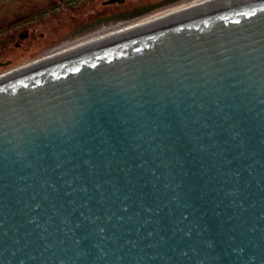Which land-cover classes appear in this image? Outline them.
Masks as SVG:
<instances>
[{"label": "water", "instance_id": "1", "mask_svg": "<svg viewBox=\"0 0 264 264\" xmlns=\"http://www.w3.org/2000/svg\"><path fill=\"white\" fill-rule=\"evenodd\" d=\"M0 264H264V0L0 85Z\"/></svg>", "mask_w": 264, "mask_h": 264}, {"label": "flooded vegetation", "instance_id": "2", "mask_svg": "<svg viewBox=\"0 0 264 264\" xmlns=\"http://www.w3.org/2000/svg\"><path fill=\"white\" fill-rule=\"evenodd\" d=\"M26 1L30 3L33 2L32 0ZM151 1L156 4L150 5ZM181 1L183 0H37L30 4L32 6L30 10H25L23 0H11L9 1L11 4L22 6L25 12L20 10L18 13H12L10 16L14 17L9 16L5 18L4 20H6V23L1 24L0 22V51L4 52L8 49L7 51L12 53L11 55L9 54L10 56H8L6 60L2 61L0 58V73L5 71L7 67L24 61L25 58L22 57L33 54L34 51L32 49L42 48V44L39 45L40 41H42L41 38L45 41L51 39L52 36L50 35L52 32L58 31L60 25L72 21L70 16L73 14H71L70 11L75 13L74 16L80 19H87L88 21H95L94 24L96 23V25L100 26L106 23L105 21H101V18H107L105 14L113 10L121 11L124 9L125 11H123V13H126V8L135 4L142 5L140 7H142L141 9H143V11L138 10L139 7L136 9V14H134V16L128 15L127 18L115 16L112 18L127 21L134 19V17H143L146 13L162 6V8H166L171 6V4L173 5ZM119 11H117V13H119ZM218 13L220 12L202 19H193L188 24H195L214 18V16L219 15ZM67 14H69V16ZM64 16H66L67 19L64 20ZM108 20L110 19H107V21ZM24 25L25 27H23ZM8 44L11 47L7 48ZM20 51H22V53H20ZM14 54L19 56L17 59L22 58V60L16 61L15 58H12ZM3 68L6 69L4 70Z\"/></svg>", "mask_w": 264, "mask_h": 264}, {"label": "bare ground", "instance_id": "3", "mask_svg": "<svg viewBox=\"0 0 264 264\" xmlns=\"http://www.w3.org/2000/svg\"><path fill=\"white\" fill-rule=\"evenodd\" d=\"M205 1L207 0H183L132 21L108 23L78 33L75 37L70 38L67 36L61 40V43L51 48L49 47L47 52L43 51L36 57L16 63L1 72L0 85L8 83L29 71L65 59L80 50L92 48L101 42L122 35L128 30L137 29L163 16L177 13Z\"/></svg>", "mask_w": 264, "mask_h": 264}, {"label": "rangeland", "instance_id": "4", "mask_svg": "<svg viewBox=\"0 0 264 264\" xmlns=\"http://www.w3.org/2000/svg\"><path fill=\"white\" fill-rule=\"evenodd\" d=\"M9 1H11V0H0V22H1V24L6 23L5 22L6 20H4V19L9 17L12 13H16V12L18 13L20 10H22L23 12H25V10H27V9L30 10L32 8V6L30 4L34 3L37 0H32L33 2H31V3L27 2L26 0H23L24 1L23 5H25L24 6L25 10H23L22 6L17 5V4H15V5L11 4ZM29 1H31V0H29ZM150 3H151L150 5L156 4V3H153L152 1ZM140 6H142V5L135 4L133 6H130V7L126 8L127 9L126 13H123V11H125L124 9H122L121 11L117 10V11H119V13H117V11H114V10L110 11V13L105 14L107 16V18H101L102 19L101 21H105L106 23H104V22H100V23L108 24V23H114V22H126V20H116V19H112V18H114L115 16L116 17H126V18L128 15L134 16V14H136V9H138ZM162 7L154 9V10L146 13L145 15H148L149 13H152V12H155L159 9H162ZM141 8L142 7H140L138 10L143 11V9H141ZM70 13L73 14L70 16V18L72 20L71 22L68 21V22L60 25L59 30L52 32V34L50 32H48L49 34H51L50 36H52V38L49 36L51 39H49L47 41H45L43 38H41L42 41H40L39 45L42 44L41 45L42 48L40 47L39 49H36V48L32 49L34 51L33 54L27 55V56L22 57V58H25L24 60H29L31 58H34L43 51L47 52L49 47L51 48V47L61 43L62 42L61 40H63L67 36H69L70 38L75 37V36H77L76 34H78V33H81L83 31L85 32L90 28H94V27L99 26V25H96V23L94 24L95 21H91V20L88 21L87 19H80L79 17L74 16L75 13L73 11H70ZM67 15L69 16V14H67ZM10 17H14V16H10ZM136 18H140V17H136ZM136 18L134 17V19H136ZM65 19H67L66 16H64V20ZM107 19H110V20L107 21ZM130 20L132 21L133 19H130ZM130 20H128V21H130ZM104 24H102V25H104ZM23 27H25V25ZM3 29H1V30H3ZM9 47H11V46L8 44L7 48H9ZM7 50H5L4 52L0 51V58L2 61L6 60L8 58V56H10L12 54ZM36 50H38V51H36ZM20 53H22V51H20ZM18 54H19V52H18ZM17 57H19V56H16L14 54V56L12 58H15L16 61L22 60V58L17 59ZM3 69L5 70L6 68H3Z\"/></svg>", "mask_w": 264, "mask_h": 264}]
</instances>
